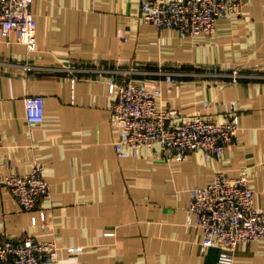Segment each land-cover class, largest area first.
<instances>
[{"label":"crops","instance_id":"crops-1","mask_svg":"<svg viewBox=\"0 0 264 264\" xmlns=\"http://www.w3.org/2000/svg\"><path fill=\"white\" fill-rule=\"evenodd\" d=\"M141 0H36L38 48L0 32V172L46 166L52 198L24 208L0 195V242L33 235L60 247L62 264H264V242H244L232 263L203 252L189 222L192 190L218 170L249 168L264 207V0L220 19L213 34L182 36L140 21ZM239 76L234 78V71ZM165 72H172L171 81ZM159 84L160 105L185 114L240 108L237 140L223 153L163 161L145 148L118 156L110 79ZM44 97V121L27 120L25 97ZM70 246H76L74 252Z\"/></svg>","mask_w":264,"mask_h":264},{"label":"built area","instance_id":"built-area-1","mask_svg":"<svg viewBox=\"0 0 264 264\" xmlns=\"http://www.w3.org/2000/svg\"><path fill=\"white\" fill-rule=\"evenodd\" d=\"M36 0H0V32H18L19 39L30 51L38 48ZM248 0H141L140 21L158 29L174 28L182 36L213 34L218 20L244 15ZM168 81L172 72H165ZM236 79L237 70L233 73ZM114 97L110 118L119 133L114 139L118 156H138L151 150L163 161L185 160L195 151L206 158L223 153L238 138L240 108L236 101L224 102L220 115L185 114L169 105H160L159 84L146 85L132 79H110ZM27 120L32 126L44 121V97H25ZM1 147V141H0ZM46 166L36 161L31 171L0 172V195L12 193L26 209H34L52 198ZM189 222L201 228V249H220V260L232 263L238 246L244 242H264V207L255 204V190L249 168L237 176L218 170L213 180L192 190ZM70 252L77 247L70 246ZM0 264H62L60 247L53 240L33 235L0 242Z\"/></svg>","mask_w":264,"mask_h":264}]
</instances>
